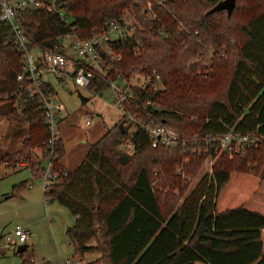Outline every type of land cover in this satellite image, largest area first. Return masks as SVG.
<instances>
[{
    "label": "trees",
    "instance_id": "1",
    "mask_svg": "<svg viewBox=\"0 0 264 264\" xmlns=\"http://www.w3.org/2000/svg\"><path fill=\"white\" fill-rule=\"evenodd\" d=\"M219 1L54 0L63 12L61 17L44 8L20 13L29 48L35 43L46 49L58 46L60 52L63 49L59 40L64 35L92 38L106 31L109 20L129 13L139 28L131 36L108 39L107 45L120 55V60L107 61L105 75L94 76L89 90L99 94L108 87L107 80L125 79L135 71L153 80L158 75L160 88L154 81L144 89L131 87L124 112L134 115L140 123L163 122L184 128L186 122L195 127L194 136H185L176 129L181 143L175 147L153 148L146 132L138 124L126 123L123 116L90 145L73 171L61 164L65 147L59 135L52 146L47 145L50 130L42 100L38 94L28 93L27 80L17 79V75L25 73L23 53L12 38L10 26L0 21L1 114H7L15 127L26 124V132L11 125L17 131L20 147L1 154L0 166L19 162L30 166L35 147L42 149L44 160L52 152L54 177L42 191L44 201H57L74 217L67 233L79 259L89 252L105 253V260L84 264H264L262 145L245 148L244 155L233 161L234 166L227 155L220 153L211 172H205L179 204L164 206L171 191L167 184L161 183L165 192L155 189L160 188L161 171L172 175L174 165L181 164L182 174H193L206 156L216 158L214 143L205 141L207 135L233 130L264 138V9L259 8L262 0L252 2L258 7H245L243 0H235L229 17L225 10L208 14ZM148 4L156 14L154 19L146 16ZM238 9L244 11L246 21L232 26ZM233 37L236 43L229 48ZM223 43L226 52L219 47ZM205 45L213 48L208 60ZM231 49H235L234 58L223 60ZM207 62L212 63V68L202 77L210 81L200 89L206 79L200 82L195 71L205 69ZM217 68L230 69L222 98L214 91ZM40 83L44 95L53 94L49 81L41 79ZM209 94L214 96L207 98ZM120 122L127 127L125 132L117 127ZM130 125L135 128L133 132H129ZM128 145V150L121 149ZM260 150L262 158L256 160L254 154ZM185 158L188 163H181ZM165 160H169L167 169H163ZM37 164L35 171L31 170L34 176L44 170L40 162ZM172 176L180 179V175ZM234 184L246 186V194L219 207L217 201L221 197L231 200L235 196L231 189ZM249 185L254 188L250 190ZM16 254L19 264H34L28 247ZM37 264L49 262L42 260Z\"/></svg>",
    "mask_w": 264,
    "mask_h": 264
},
{
    "label": "rangeland",
    "instance_id": "2",
    "mask_svg": "<svg viewBox=\"0 0 264 264\" xmlns=\"http://www.w3.org/2000/svg\"><path fill=\"white\" fill-rule=\"evenodd\" d=\"M252 2H258V0H243L241 4L245 7L246 5L258 7V5ZM259 8L261 10L264 9V0L260 3ZM132 11L134 12L133 9ZM222 16L224 17V14H222ZM245 19L246 16L244 11L238 9L233 16L232 26L234 23H236L237 26L244 23L246 21ZM223 20L225 21V18H223ZM111 37H116V35L111 34ZM236 39L239 43L240 37L238 33L236 34ZM71 41L72 37L65 36L59 44L65 46L64 48L67 49ZM235 41L236 40L233 37L228 47L232 48ZM205 47H207V45H205ZM219 47H221L220 49L222 50L225 49L226 52V45L224 43ZM206 49L208 53V60V55L213 52V48L207 47ZM234 50L235 49L229 50V54L226 53V55H224L225 59L223 60L228 58L227 61H230L231 58L233 59L234 56L232 53ZM32 51L34 54L38 52L37 49H33ZM206 64V68L202 71H195V73L200 76V78L197 76L195 78H198L200 82L206 79L203 78L202 75L211 71L212 63L207 62ZM229 71V68H227V70L217 68L214 73V91L216 94H219L221 98L224 95V89L230 73ZM43 75L44 80L49 78V81L53 85L54 92L52 98L56 103H60L63 107V110L59 112L54 129L60 131L61 137H63V141L67 145L68 154L77 152L79 149L85 147L86 144H89V149L90 145L94 143L107 128L121 120L122 113L113 103L115 97L110 87H107L99 94H93L88 89H78L70 81H66V85L60 86L54 75L48 73ZM142 76V73L139 74L138 71H135L132 72L128 78L130 81L135 82V80L140 81ZM209 81L210 79H206L200 85L202 88H199L203 89ZM116 83L120 86L123 85L122 81L119 80H116ZM78 94L86 98V100L81 101ZM213 96L214 95L209 94L207 95V98H211ZM2 110L3 108H0V121L2 122L0 125V155L6 151L14 152L20 147L19 138H16L17 131L11 128L12 124L14 126L13 128L19 127L23 132H26L25 123L15 127L16 123L12 122L11 124V119H8V115L1 114ZM85 116L90 117V125L88 126L84 125ZM187 124L188 123L186 122L183 124L184 128L179 126H176V128L174 127L175 125H171L175 129L181 130L185 136H188L191 133H193L194 136L196 131L193 129L195 127L192 124ZM134 129L135 128L130 125L129 132H133ZM6 147L8 148L5 149ZM129 148V145L128 147H121L123 150H128ZM200 148L201 147H197V149ZM37 149L40 150L41 153L43 152L39 147H35L32 150L31 159L29 160L31 161L30 166L29 164L26 167L21 165L18 167L9 165L0 166V264H19L20 262L19 256L15 253L17 244L16 239L13 237V230L15 226L22 227L29 231V239L25 244L34 255V264H37L42 260L48 261L49 264H65L68 260L70 261V264H84L88 261L105 260L104 252L85 253L82 257H80V259L74 252L73 244L70 241L71 238L67 233L68 228L74 224V217L68 209L61 206L57 201H44L42 192L44 179L43 176H41L43 172L40 176H34L31 173L33 172L31 170L35 171V168L38 167V161H36L38 159H36L37 156H35L37 155L35 154V150ZM85 154L86 153H84V155L82 154L81 158H83ZM218 155L219 154L216 155V158L206 156L200 165L193 171V174H182V172H180L182 166L181 164L174 165V167L172 166V175H180L178 177L180 178L179 180H177V178L173 179L170 172L161 171L162 173L160 174V177L162 180L161 182L159 181L160 183L158 186L161 188L162 183L163 185L167 184V186L171 188L170 193L166 195V198L163 201L165 204L164 206L169 207L171 204H179V202L189 193L201 176L204 175L205 172H211L210 168L218 159ZM254 155L256 160L262 158L261 150L256 152ZM225 157L229 158L232 162L241 158L239 155ZM41 161V165L46 168L48 161H46V159ZM181 163H188V158L183 159ZM168 164L169 160H165L163 169H167ZM235 164L236 163L233 162L232 165L234 166ZM178 185L180 187L177 188ZM14 186L15 188L13 189ZM249 186L250 190L254 188L253 185ZM160 188L155 189L158 191L164 190L163 188ZM231 189L235 196H232L231 200L221 197V199L217 201L219 207L227 202L231 203L236 201L238 197H241L242 193L243 195L246 194L245 192L248 188L242 184L237 186L234 184ZM179 190H182L180 194ZM164 212H166V210H164ZM6 236H9L10 240H7ZM89 243L93 245L95 242L94 240H91Z\"/></svg>",
    "mask_w": 264,
    "mask_h": 264
},
{
    "label": "built area",
    "instance_id": "3",
    "mask_svg": "<svg viewBox=\"0 0 264 264\" xmlns=\"http://www.w3.org/2000/svg\"><path fill=\"white\" fill-rule=\"evenodd\" d=\"M47 9L53 11L59 17L63 16L62 10L54 5V0H0V21L6 22L12 32V38L18 46V49L23 53L22 64L25 68V73L17 75V79L27 80L28 85L26 90L30 95L36 93L42 100L43 114L48 130H50V137L47 141L48 147L52 146V142L58 136V130L54 129L58 112L61 110V106L52 98L53 94L44 95L41 91L40 80L43 79V74H52L56 77L60 86L66 85V81L72 82L78 89L85 88L89 90V86L94 79V76L101 74L105 75V63L107 61H118L120 55L114 53L113 50L107 45L108 39L124 38L125 36H131L132 32L136 28H139L138 23L133 19L129 13H124L119 19H112L108 21L106 31L94 35L89 39H79L72 34H66L65 36L72 37V41L69 43L68 48L59 44L62 52L58 51V46H54L52 49H46L35 43H32L27 37V33L19 20L20 13L30 9ZM150 4L146 10V16L150 19H154L156 14L150 10ZM111 34H115L116 37H111ZM59 40V42L62 40ZM138 48L139 43H136ZM136 48V49H137ZM33 49H37L36 54L33 53ZM140 81L132 82L128 79L116 77L115 79L107 80V86L114 93L113 103L117 106L118 110L122 113V117H125L126 123H131L133 126L138 124L149 137V142L153 148L158 146L164 148H173L180 141L179 132L173 127L166 125L163 122H148L140 123L134 115L124 112V103L130 101L131 87L144 89L149 83L160 88V80L158 75L154 76V80L147 75L142 74ZM140 76V75H139ZM116 80L122 81L123 85L120 86L116 83ZM91 92V91H90ZM96 94V93H95ZM84 124H90V117L85 116ZM207 143H214L215 154L223 153L229 157L235 155L243 156L245 148L251 146L257 147L262 145L264 147V138L259 137L253 133L242 134L229 130L216 136L207 135ZM52 152L49 153L48 165L44 168L43 176L44 183L42 190L48 184L49 180L54 177V173L51 169ZM211 158V157H210ZM27 166L28 162H19L15 166ZM13 237L16 239V247L21 244H25L29 239V231L15 226L13 230ZM7 240H10L9 236H6ZM65 264H70V261H66Z\"/></svg>",
    "mask_w": 264,
    "mask_h": 264
},
{
    "label": "crops",
    "instance_id": "4",
    "mask_svg": "<svg viewBox=\"0 0 264 264\" xmlns=\"http://www.w3.org/2000/svg\"><path fill=\"white\" fill-rule=\"evenodd\" d=\"M44 81H49V78L46 80H44ZM49 83H51L50 81H49ZM52 84V83H51ZM53 86V85H52ZM82 97V96H81ZM84 98V97H83ZM84 100H86V98H84ZM60 106H61V110L59 111V112H61L62 110H63V107H62V105L60 104V103H58ZM59 112H58V114H59ZM2 124V122L0 121V125ZM85 125V124H84ZM88 125H90V124H88ZM88 125H85V126H88ZM105 132V131H104ZM103 132V133H104ZM102 133V134H103ZM58 135H59V137L61 138V140H62V143H63V145H64V147H65V154L63 155V157L60 159L61 160V164L63 165V167L66 169V170H68V171H73L74 169H76L77 168V166L81 163V161H82V159L85 157H83V158H81L82 157V154L84 155V153H87L86 151H87V149H88V145L89 144H86V146L85 147H83V148H81V149H79L77 152H73L72 154L71 153H67V151H68V149H67V145L65 144V142L63 141V137H61V134H60V131L58 130ZM98 139V138H97ZM96 139V140H97ZM96 140H95V142H96ZM8 147H6L5 149H7ZM34 154V153H33ZM35 154H37V155H35V156H37L36 157V159H38V160H36V161H38V162H42L41 160H44L43 158H42V153H41V151L40 150H35ZM86 155V154H85ZM76 166V167H75ZM25 167V166H24ZM75 167V168H74ZM74 168V169H73Z\"/></svg>",
    "mask_w": 264,
    "mask_h": 264
},
{
    "label": "water",
    "instance_id": "5",
    "mask_svg": "<svg viewBox=\"0 0 264 264\" xmlns=\"http://www.w3.org/2000/svg\"><path fill=\"white\" fill-rule=\"evenodd\" d=\"M234 5H235V0H220L216 4V6H214L210 10H208L207 13L208 14H211V13H214V12L219 11V10H225L226 11V15L229 17V15L231 14V11H232ZM78 96H79V98H81V101H84V98L81 97L80 94H78ZM117 127L120 128L122 132H125L127 130V127H125L122 122L118 123L117 124ZM26 248H27V245L26 244L18 245L16 247L15 252L16 253H20L23 250H25Z\"/></svg>",
    "mask_w": 264,
    "mask_h": 264
}]
</instances>
